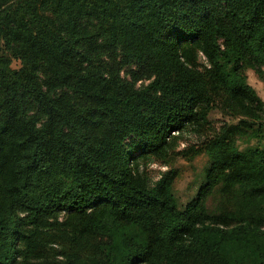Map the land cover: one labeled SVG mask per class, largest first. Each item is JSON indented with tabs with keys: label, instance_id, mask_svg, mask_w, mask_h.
Instances as JSON below:
<instances>
[{
	"label": "trees",
	"instance_id": "16d2710c",
	"mask_svg": "<svg viewBox=\"0 0 264 264\" xmlns=\"http://www.w3.org/2000/svg\"><path fill=\"white\" fill-rule=\"evenodd\" d=\"M247 69L264 83V0H0V264H264ZM215 110L181 207L176 170L141 168Z\"/></svg>",
	"mask_w": 264,
	"mask_h": 264
},
{
	"label": "rangeland",
	"instance_id": "374dc122",
	"mask_svg": "<svg viewBox=\"0 0 264 264\" xmlns=\"http://www.w3.org/2000/svg\"><path fill=\"white\" fill-rule=\"evenodd\" d=\"M200 62L205 64L201 57ZM246 75L248 82L257 91L258 95L264 100V83L258 79L253 69H247ZM230 122V119L224 117L215 110L209 118L207 125L199 129H191L179 136L175 151L172 154L169 164L162 162H153L142 166V171L146 177L149 178L151 183L158 181L162 173L168 170H176L178 177L175 181V193L179 204L184 207L194 198H196L199 188L203 183V172L208 165L209 159L206 154H200L194 158L190 154V157L178 156L177 153L185 151L188 153L191 151H198L201 148L203 142L207 137L211 136L215 131L219 130L225 122ZM254 145L258 144L253 142ZM264 146V142L261 143ZM194 153V152H193ZM218 203L217 197L209 199L208 205L210 209H215Z\"/></svg>",
	"mask_w": 264,
	"mask_h": 264
}]
</instances>
